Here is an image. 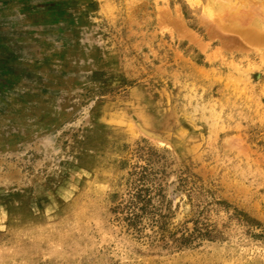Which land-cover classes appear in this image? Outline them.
<instances>
[{
	"label": "rangeland",
	"instance_id": "374dc122",
	"mask_svg": "<svg viewBox=\"0 0 264 264\" xmlns=\"http://www.w3.org/2000/svg\"><path fill=\"white\" fill-rule=\"evenodd\" d=\"M261 6L0 0V264H264Z\"/></svg>",
	"mask_w": 264,
	"mask_h": 264
},
{
	"label": "bare ground",
	"instance_id": "6f19581e",
	"mask_svg": "<svg viewBox=\"0 0 264 264\" xmlns=\"http://www.w3.org/2000/svg\"><path fill=\"white\" fill-rule=\"evenodd\" d=\"M231 1V0H230ZM233 1V0H232ZM257 1V0H256ZM224 2V1H223ZM257 3V2H256ZM241 4V3H240ZM236 5V4H235ZM246 9L247 8H249V6L251 5L252 6V2H250L249 4H247V5H249V6H245V4L243 3L242 4ZM260 6V5H259ZM251 8V7H250ZM249 8V9H250ZM259 8V7H258ZM257 8V9H258ZM255 10V9H254ZM261 13H262V17L264 18V9H263V7L261 6V8H260V10H259ZM256 12V11H255ZM251 13V12H250ZM256 15H258L257 13L254 15L255 17H256ZM260 15V14H259ZM258 15V16H259ZM261 16H260V18H262ZM236 18V17H235ZM242 19V18H241ZM260 20H262V19H260ZM259 20V21H260ZM251 22V21H250ZM261 22V21H260ZM230 23V22H229ZM236 24V23H235ZM216 25V24H215ZM223 25V24H222ZM252 27H246L245 29H243V31H233V32H235V33H240V35L242 36V38H243V41H247V42H249L250 44H253V45H263L264 44V35H261V34H259L258 32H260L258 29V27H256V26H253V25H251ZM219 27V26H218ZM262 27V26H261ZM231 29V30H233V28L232 27H225L224 25H223V27H221V30L222 31H230L229 29ZM263 31H264V29H263ZM261 33V32H260Z\"/></svg>",
	"mask_w": 264,
	"mask_h": 264
},
{
	"label": "trees",
	"instance_id": "16d2710c",
	"mask_svg": "<svg viewBox=\"0 0 264 264\" xmlns=\"http://www.w3.org/2000/svg\"><path fill=\"white\" fill-rule=\"evenodd\" d=\"M149 202V198H148V200H145V198H144V204H147Z\"/></svg>",
	"mask_w": 264,
	"mask_h": 264
}]
</instances>
